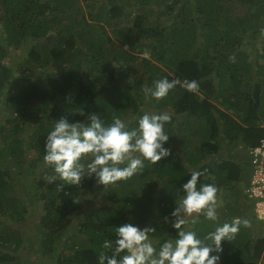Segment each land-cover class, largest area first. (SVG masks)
<instances>
[{
	"label": "trees",
	"instance_id": "16d2710c",
	"mask_svg": "<svg viewBox=\"0 0 264 264\" xmlns=\"http://www.w3.org/2000/svg\"><path fill=\"white\" fill-rule=\"evenodd\" d=\"M83 1L94 9L91 21L78 20L79 0H0V102L17 113L0 120V264L19 261L12 253L30 246L39 260L27 264H98L124 222L155 228L150 235L163 242L175 235L177 189L191 169H207L203 182L219 189L220 223H250L223 242L221 264H264V227L246 192L250 151L264 139V0H97L98 9ZM9 50H21L11 66ZM163 77L195 80L199 90L146 98L143 87ZM145 111L173 115L170 156L111 187L50 179L44 146L57 120L87 122L96 113L110 123ZM25 166L32 185L15 176ZM92 186L111 205L84 213L79 197ZM31 207L42 209L28 234L19 224ZM214 227L203 216L196 225L201 234Z\"/></svg>",
	"mask_w": 264,
	"mask_h": 264
},
{
	"label": "clouds",
	"instance_id": "9594fccd",
	"mask_svg": "<svg viewBox=\"0 0 264 264\" xmlns=\"http://www.w3.org/2000/svg\"><path fill=\"white\" fill-rule=\"evenodd\" d=\"M180 87L195 93V80L163 77L143 87L146 98L160 101ZM83 115V112H80ZM173 122L168 111L147 112L125 120L114 116L107 122L100 114H90L87 122L61 118L46 137L44 164L68 186H80L85 179L96 184L116 186L140 176L148 165H156L171 155L165 148L170 135L165 130ZM207 169H191L189 178L177 189L172 212L175 235L161 242L150 233L153 227L133 222L115 226V240H105L98 264H221L223 242H230L247 219L233 218L220 223L218 191L213 183H204ZM213 222L212 231L201 234L196 225L200 217Z\"/></svg>",
	"mask_w": 264,
	"mask_h": 264
},
{
	"label": "rangeland",
	"instance_id": "374dc122",
	"mask_svg": "<svg viewBox=\"0 0 264 264\" xmlns=\"http://www.w3.org/2000/svg\"><path fill=\"white\" fill-rule=\"evenodd\" d=\"M42 2H44V0H42ZM97 2H98L97 0H92L91 1V4H93V5L96 6V7L94 6L95 9H98L99 5L101 4V2L100 3L99 2L97 3ZM77 8L78 9L82 8V10L84 12V14H83L84 16H82V17L80 16L79 19H78L79 21L80 20L82 21L83 19L91 21V18L93 16V13H95L93 11L94 9L92 10L91 8H88L87 5H86V3L83 0H79L78 7ZM74 10H76V9H74ZM155 38L156 39H159L160 37L157 36V37L149 38V41H151L152 39H155ZM20 54H21V50H19V51H16V50H12L11 51V50H9L8 51L9 58L6 61V64L9 65V66H11L12 63H13V61L14 60H17V58L20 56ZM82 61L83 60H81L80 58L77 59L78 64L80 62H82ZM83 63L85 64V61H83ZM88 65L89 64L83 65L81 67L80 71L87 70ZM93 67L94 66H92V65L89 66V69H90L91 72H94V70H95V68H93ZM48 69L51 70V71H53V67L52 68L49 67ZM212 77H214L216 79V75L215 74H212ZM216 81H217V79H216ZM69 97L70 98H73V93H69ZM7 109H8L7 105L4 102H0V120L6 114H9V115L12 114V117L17 116V113L15 114V112L14 113H13V111L10 112ZM12 117H10V118H12ZM134 118H131V116H129L125 120H133ZM26 136H30V134H27ZM26 136H25V138H26ZM26 139L28 141H31V138H26ZM222 153H223V155H225V158L226 159H229L230 158L228 151H224ZM27 154L30 157L29 161L31 159H35L36 156H37V155H35V152L33 153L32 151H28ZM215 161H218L219 162L220 160L219 159L218 160L215 159ZM26 166H25V168H22V169L20 168L21 171H18V169H17L15 176L18 175V179H20V181H19L18 184H29V185H32V182H33V181H31L32 177H28L27 172H26ZM42 171L43 170L41 169V172H39V173L41 174ZM18 172H20L22 174H17ZM248 175L249 176H246V183L247 184L250 183L249 182L250 181V174H248ZM16 184H17V182H16ZM20 189H22L23 191H25V192H22V195L30 194V196H31V192L29 191V189L24 190V186L23 185H19V188H17V190H20ZM105 193H107V192L105 190H103V188L102 189H97V188H95V187L92 186L90 190H87V195L81 194V196L79 197V206H81L82 212H84V213L85 212L86 213H92L95 210L97 211L101 207H104L105 205H108V204L111 205V202L109 201V197H108V195H104ZM36 205L38 206L39 204H36ZM220 207L223 208L222 206H220ZM40 209H42V207H39V209L36 208V207H31L30 208V213H28V216L23 221L25 224H19V226H20L19 228H21L23 230H26L28 232V234L31 233L32 226L34 225V222H35V220H34L35 219V210L39 211ZM76 223H77V221H76ZM259 224H260V226L264 227V223L260 222ZM253 231H255V233L253 234L255 236L256 235V229H253ZM31 248H33V247L30 246L29 252H31L30 251ZM29 252L28 251L20 250L17 253H12L13 256H15V257L20 256L21 259L19 258V261H17V260L14 261L13 260V261L9 262V264H27L29 261L30 262H33V261L36 262V261L39 260V254L38 255H33L32 253L28 254ZM5 253H7V252H5Z\"/></svg>",
	"mask_w": 264,
	"mask_h": 264
},
{
	"label": "built area",
	"instance_id": "2783aa9c",
	"mask_svg": "<svg viewBox=\"0 0 264 264\" xmlns=\"http://www.w3.org/2000/svg\"><path fill=\"white\" fill-rule=\"evenodd\" d=\"M250 155L252 157V178L246 192L249 198L256 202L257 220L264 223V139L259 147L251 149Z\"/></svg>",
	"mask_w": 264,
	"mask_h": 264
}]
</instances>
